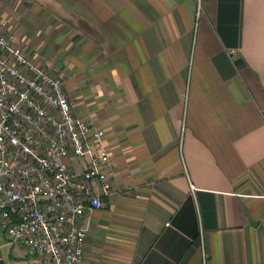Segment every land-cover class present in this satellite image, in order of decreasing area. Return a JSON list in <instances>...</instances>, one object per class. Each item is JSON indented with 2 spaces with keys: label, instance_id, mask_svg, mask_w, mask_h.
Listing matches in <instances>:
<instances>
[{
  "label": "crops",
  "instance_id": "1",
  "mask_svg": "<svg viewBox=\"0 0 264 264\" xmlns=\"http://www.w3.org/2000/svg\"><path fill=\"white\" fill-rule=\"evenodd\" d=\"M0 21L105 132L81 264H264V0H0Z\"/></svg>",
  "mask_w": 264,
  "mask_h": 264
},
{
  "label": "built area",
  "instance_id": "2",
  "mask_svg": "<svg viewBox=\"0 0 264 264\" xmlns=\"http://www.w3.org/2000/svg\"><path fill=\"white\" fill-rule=\"evenodd\" d=\"M105 137L73 113L58 64L0 21V236L29 264L82 263L83 222L112 187Z\"/></svg>",
  "mask_w": 264,
  "mask_h": 264
}]
</instances>
